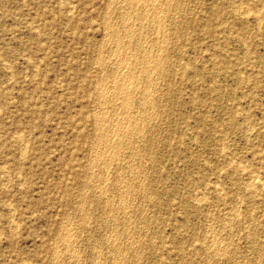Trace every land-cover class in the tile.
<instances>
[{"label": "rangeland", "instance_id": "rangeland-1", "mask_svg": "<svg viewBox=\"0 0 264 264\" xmlns=\"http://www.w3.org/2000/svg\"><path fill=\"white\" fill-rule=\"evenodd\" d=\"M93 263L264 264V0H0V264Z\"/></svg>", "mask_w": 264, "mask_h": 264}, {"label": "bare ground", "instance_id": "bare-ground-1", "mask_svg": "<svg viewBox=\"0 0 264 264\" xmlns=\"http://www.w3.org/2000/svg\"><path fill=\"white\" fill-rule=\"evenodd\" d=\"M112 1H114V0H111V2H112ZM117 1H118V0H117ZM130 1H131V0H130ZM168 1H169V0H168ZM117 3H119V2H117ZM124 3H127V4H128V2H124ZM136 3H137V5H138L139 2L137 1ZM183 3H184V2H183ZM120 4H122V3H120ZM130 4H131V3H130ZM133 4H134V3H133ZM140 4H141V3H140ZM162 4H163V3H162ZM185 4H186V3H185ZM185 4H184V5H185ZM108 5H109V4H108ZM135 5H136V4H134V6H135ZM144 5H145V4H144ZM73 6H74V5H73ZM120 6H121V5H120ZM132 7H133V6H132ZM143 7H144V6H143ZM63 8H64V5H63ZM65 8H66V6H65ZM67 8H68V7H67ZM138 8H139V7H138ZM145 8H146V5H145ZM175 8H176V7H175ZM109 9H110V8H109ZM131 9H132V8H131ZM131 9H129V10H131ZM133 9H134V8H133ZM143 9H144V8H143ZM134 10H135V9H134ZM134 10H133V11H134ZM137 10H139V9H137ZM141 10H142V9H141ZM147 10H148V9H147ZM245 10H246V9H245ZM247 10H248V9H247ZM247 10L245 11V14H246ZM69 11H70V10H69ZM125 11H126V9H125ZM125 11L123 10L122 12H125ZM160 11H161V10H160ZM248 11H249V10H248ZM126 12H127L126 14H129V13H128V10H127ZM142 12H143V11H142ZM166 12H167V11H166ZM147 13H148V12H147ZM243 13H244V12H243ZM243 13H242V14H243ZM126 14H125L124 16H126ZM132 14H133V13H132ZM136 14H138V13L136 12ZM144 14H145V13H144ZM144 14H143V15H144ZM151 14H153V13H151ZM151 14H150V15H151ZM159 14H160V12H159ZM245 14H243V15H245ZM258 14H259V12H258ZM140 15H142V14L140 13ZM160 15H161V14H160ZM165 15H166V14H165ZM127 16H128V15H127ZM129 16L131 17V15H129ZM134 16H136V15H134ZM145 16H146V14H145ZM153 16H154V15H153ZM156 16H157V17H160L158 14H156ZM174 16H175V15H174ZM130 17H129V18H130ZM141 17H142V16H141ZM258 17H260V16H258ZM127 18H128V17H127ZM132 18H134V17H132ZM136 18H137V17H136ZM151 18H152V17H151ZM154 18H155V17H154ZM162 18H163V17H162ZM255 18H256V17H255ZM134 19H135V18H134ZM159 19H160V18H159ZM174 19H175V18H174ZM259 19H261V18H259ZM132 20H133V19H132ZM143 20H146V19H144V18H143L142 20L140 19V22L142 21V23H143ZM136 21H137V19H136ZM156 21H157V20H156ZM158 21H159L160 24H161V20H158ZM258 21H259V20H258ZM185 22H186V21H185ZM138 23H139V22H138ZM145 23H146V22H145ZM145 23H144V26H145ZM147 23L149 24L148 21H147ZM151 23H153V21H152ZM151 23H150V24H151ZM139 24L142 25L141 23H139ZM148 24H147V27H148ZM157 24H159V23H157ZM157 24H156L154 27L157 28V27L159 26V25H157ZM104 25H105V24H104ZM104 25H103V26H104ZM130 25H131V24H130ZM140 25H139V26H140ZM260 25H261V23H260ZM131 26H132V25H131ZM160 26H161V25H160ZM163 26H164V25H163ZM169 26H170V25H169ZM104 27H105V26H104ZM117 27H119V26H117ZM259 27H260V26H259ZM141 28H142V27H141ZM143 28H144V27H143ZM143 28H142V29H143ZM149 28H150V27H149ZM159 28H160V27H158V29H159ZM172 28H173V27H172ZM130 29H131V27H130ZM142 29H141V30H142ZM146 29H147V28H146ZM122 30H123V29H122ZM167 30H168V29H167ZM167 30H166V31H167ZM104 31H105V30H104ZM129 31H130V30H129ZM130 32H131V31H130ZM134 32H135V31H134ZM134 32H132V34H133ZM112 33H115V32L112 31ZM125 33H126V32H125ZM125 33H124L123 36H126ZM143 33H144V32H143ZM152 33H153V32H152ZM160 33H161V32H160ZM122 34H123V33H122ZM116 35H117V34H116ZM130 35H131V34H130ZM155 35H156V34H155ZM177 35H178V34H177ZM157 36L159 37V35H157ZM128 37H129V36H128ZM136 37H137V36H136ZM147 37H148V36H147ZM158 37H155V38L158 39ZM162 37H163V36L161 35V38H162ZM153 38H154V37H153ZM155 38H154V39H155ZM164 38H165V37H164ZM178 38H179V37H178ZM123 39H125V38H123ZM134 39H135V38H134ZM145 39H147V38H145ZM154 39H153V40H154ZM136 40H137V39H136ZM153 40H151V41H153ZM158 40H159V39H158ZM165 40H166V39H165ZM165 40H162V41H165ZM108 41H109V40H108ZM137 41H139V40H137ZM156 41H157V40H156ZM125 42H127V41H125ZM135 42H136V41H135ZM146 42H147V41H146ZM121 43H122V42H121ZM128 43H129V41H128ZM130 43H131V42H130ZM130 43L128 44L129 46H130ZM138 43H139V42H138ZM153 43H154V41H153ZM181 43H182V42H181ZM106 44H107V43H106ZM136 44H137V43H136ZM161 44H162V43H161ZM120 45H122V44H120ZM120 45H119V46H120ZM123 45H125V43H124ZM128 45H127V46H128ZM162 45H163V44H162ZM179 45H180V44H179ZM127 46H126V49H127ZM129 46H128V47H129ZM138 46H139V44H138ZM148 46H149V45H148ZM156 46H158V45H156ZM163 46H164V45H163ZM115 47H117V45H116ZM149 47H150V46H149ZM152 47H153V46H152ZM161 47H162V46H161ZM166 47H167V46H166ZM96 48H97V47H96ZM103 48H104V47H103ZM119 48H121V47H119ZM150 48H151V47H150ZM121 49H122V48H121ZM135 49H137L136 46H135ZM138 49H139V47H138ZM152 49H153V48H152ZM115 50H117V49L115 48ZM147 50H148V49H147ZM134 51L136 52V50H134ZM149 51H151V50H149ZM149 51H148V52H149ZM159 51H160V50H159ZM117 52H118V53H117L118 55L122 53L121 51H120V53H119V51H117ZM131 52H132V51H131ZM151 52H152V51H151ZM101 53H102V52H101ZM145 53H146V52H145ZM117 54H116V55H117ZM133 54H134V53H133ZM142 54H143V53H142ZM147 54H148V53H147ZM207 54H208V53H207ZM123 55H124V54H123ZM153 55H154V54H153ZM132 56H133V55H132ZM136 56H137V55H136ZM145 56H146V55H145ZM145 56H143V57H145ZM156 56H157V55H156ZM158 56H159V54H158ZM117 57H118V56H117ZM127 57H128V56H127ZM148 57H149V56H148ZM105 58H106V57H105ZM121 58H122V57H121ZM129 58H131V57H129ZM136 58H137V57H136ZM136 58H135V59H136ZM154 58H155V56H154ZM160 58H161V56H160ZM122 60H123V58H122ZM139 60H141V59H139ZM151 60H152V59L149 60V58H148L147 61H145V63L143 62V63H144V64H143V67H142L141 65H140V66H141L142 68H145V69H147L148 67H150L149 70H150V69L152 70L151 67H153V68L156 67V66H157V62H158L160 59H159V58H155L154 61H156V62H154L153 65L150 64ZM100 61H101V60H100ZM124 61H125V60H124ZM124 61H123V63H124ZM128 61H129V59H128ZM135 61H136V60H135ZM115 63H116V62H115ZM126 63H127V62H126ZM131 63H132V62H131ZM134 63H135V62H134ZM99 64H100V63H99ZM101 64H102V63H101ZM113 64H114V63H113ZM124 64H125V63H124ZM148 64H149V65H148ZM161 64H162V63H161ZM131 65H132V64H130L129 66H131ZM133 65H134V64H133ZM138 65H139V64H138ZM158 65H159V64H158ZM104 66H105V65H104ZM118 66H119V64H118ZM120 66H121V65H120ZM123 66H126V67H127V64H126V65H122V67H123ZM140 66H139V68H141ZM36 67H37V66H36ZM126 67H125V68H126ZM131 67H133V66H131ZM162 67H163V66H162ZM162 67H161V68H162ZM137 68H138V66H137ZM114 69L116 70V68H114ZM117 69H118V67H117ZM123 69H124V67H123ZM123 69H122V70H123ZM145 69H144V72L146 71ZM175 69H176V68H175ZM119 70H120V69H119ZM130 70H131V68H130ZM151 70H150V72H151ZM154 70H155V69H154ZM161 70H162V69H161ZM127 71H129V69H128ZM137 71H141V70H138V69H137ZM114 72H115V71H114ZM116 72H117V71H116ZM118 72H119V71H118ZM134 72H135V71H134ZM152 72H153V71H152ZM37 73H38V72H37ZM37 73H36V74H37ZM121 73H122V72H120V75H121ZM130 73L132 74V72H130ZM139 73H140V72H139ZM139 73H138V74H139ZM153 73H154V72H153ZM126 75L128 76V75H129V72H128V74H127V72H126ZM135 75H136V74H135ZM135 75H134V77H135ZM148 75H149V74H148ZM230 75H231V74H230ZM123 76H125V74H124ZM113 77H114V76H113ZM118 77H119V75H117V78H118ZM128 77H129V76H128ZM128 77H127V78H128ZM130 77H131V76H130ZM139 77H141V76H139ZM141 78H142V77H141ZM146 78H147V77H146ZM160 78H161V77H160ZM137 79H138V78H137ZM157 79H158V78H157ZM115 80H116V79H115ZM120 80H121V78H120ZM122 80H123V79H122ZM122 80H121V81H122ZM169 80H170V79H169ZM102 81H103V80H102ZM109 82H110V81H109ZM114 82H115V81H114V79H113V83H114ZM117 82H120V81H117ZM113 83H112V84H113ZM137 83H138V82H137ZM146 83H147V82H146ZM118 84H119V83H118ZM134 84H135V83H134ZM156 84H157V83H156ZM108 85H109V84H108ZM110 86H111V85H110ZM118 86H119V89L122 90V94H123V104H125L126 107L128 108V107L131 106V104H133V102H134V101H133V100H134V99H133L134 97L132 98L133 93H134V92L132 93V90H133V89H131V88L126 84V78H125V79H124V80H123ZM149 86L151 87V84H149ZM116 87H117V86H116ZM135 87H136V86H134V88H135ZM111 88H114V87H111ZM137 88H138V87H137ZM148 88H149V87H148ZM148 88H147V90H148ZM94 89H95V88H94ZM99 89H100V91H101V88H99ZM116 89H118V88H116ZM114 90H115V88H114ZM102 91H103V90H102ZM102 91H101V92H102ZM104 91H105V90H104ZM106 92H107V91H106ZM106 92L104 93L105 96H106ZM112 92H113V91H112ZM114 92H115V91H114ZM114 92H113V93H114ZM119 92H120V91H119ZM119 92H118V93H119ZM141 92H142V91H141ZM141 92H139V93H141ZM143 92L146 93L145 90H144ZM162 92H163V91H162ZM219 92H220V91H219ZM120 93H121V92H120ZM176 93H177V92H176ZM142 94H143V98H142V102H143V103L141 102V100H140V103H138V104H140L141 106L144 104V101H147V97H149V95L147 96V94H146V95H144V93H142ZM101 95H102V94H101ZM134 95H136V94H134ZM150 95H151V94H150ZM109 96H110V95H109ZM115 96H118V97H119V95H115ZM111 97H112V96H111ZM113 97H114V96H113ZM107 98H108V97H107ZM114 98H115V97H114ZM138 98L140 99V97H138ZM159 99H160V98H159ZM100 100H101V99H100ZM120 100H122V99H120ZM102 101H103V100H102ZM106 101H107V100H106ZM149 101H150V100H149ZM156 101H157V100H156ZM112 102H113V101H112ZM98 103H99V102H98ZM102 103H103V102H102ZM121 103H122V102H121ZM148 103H149V102H148ZM148 103H147V104H148ZM119 104H120V103H119ZM120 105H121V104H120ZM145 105H146V102H145ZM141 106H140V107H141ZM158 106H159V105H158ZM96 109H97V108H96ZM124 109H125V107H124ZM128 109H130V108H128ZM143 110H144V109H143ZM158 110H159V109H158ZM114 112H115V111H114ZM119 112H120V111H119ZM125 112L127 113L128 110H126ZM138 112H139V111H138ZM157 112H158V111H157ZM96 113H97V112H96ZM131 113H132V115L134 114V112H131ZM143 113H144V111H143ZM114 114H115V113H114ZM122 114H123V113H122ZM127 114H128V113H127ZM123 115H124V114H123ZM154 115H155V114H154ZM113 116H114V115H113ZM124 116H125V115H124ZM130 116H131V114H130ZM97 117H98V116H97ZM109 118H110V117H109ZM115 118H116V117H115ZM126 118H127V117H126ZM133 118H135V117H133ZM147 118H148V117H147ZM97 119H98V118H97ZM97 119H95V120H97ZM100 119H101V118H99L98 120H100ZM103 119H104V118H103ZM129 119H130V118H129ZM131 119H132V118H131ZM105 120H106V119H105ZM117 120H118V119H117ZM117 120H116V121H117ZM120 120H121V119H120ZM121 121H123V120H121ZM126 121H127V120H126ZM137 121H138V120H137ZM96 122H98V121H96ZM102 122H103V121H102ZM104 122H105V121H104ZM104 122H103V123H104ZM114 122H115V121H114ZM119 122H120V121H119ZM148 122H149V121H148ZM103 123H101L102 126H103ZM132 123H135V121H133ZM112 124H113V123H111V127H112ZM114 124H115V123H114ZM116 124H117V122H116ZM120 124H121V123H120ZM123 124H125V123H123ZM128 124H129V123H128ZM144 124H145V123H144ZM98 125H100V123H98ZM126 125H127V124H126ZM132 125H133V127H131V128H132V129H135V128H134V124H132ZM135 125H136V124H135ZM139 125H140V124H139ZM162 125H163V124H162ZM245 125H246V124H245ZM114 126H115V125H114ZM117 126H118V125H117ZM128 126H129V125H128ZM144 126H145V125H144ZM153 126H154V125H153ZM248 126H249V125H248ZM109 127H110V126H109ZM121 127H122V125H121ZM129 127H130V126H129ZM135 127H136V126H135ZM155 127H156V126H155ZM102 128H103V127H102ZM112 128H113V127H112ZM250 128H251V127H250ZM100 129H101V128H100ZM107 129H108V128H107ZM114 129H115V128H114ZM132 129H131V130H132ZM247 129H248V128H247ZM109 130H110V129H109ZM117 130H118V129H117ZM120 130L123 131V129H120ZM125 130H126V129H125ZM139 130H140V129H139ZM251 130H252V129H251ZM113 131H114V130H113ZM115 131H116V130H115ZM137 131H138V129H137ZM100 132H101V131H100ZM111 132H112V131H111ZM118 132H119V131H118ZM118 132H115V133L118 134ZM109 133H110V132H109ZM119 133H120V132H119ZM124 133H125V132H124ZM126 133H127V132H126ZM130 133H131V131H130ZM140 133H141V132H140ZM117 134H116V135H117ZM121 134H122V133H121ZM143 134H144V133H143ZM150 134H151V133H150ZM105 135H106V134H105ZM114 135H115V134H114ZM118 135H119V134H118ZM153 135H154V134H153ZM186 135H187V134H186ZM111 136H112V135H111ZM109 137H110V136H109ZM112 137H114V136H112ZM112 137H111V138H112ZM115 137H116V136H115ZM164 137H165V136H164ZM170 137H171V136H170ZM120 139H121V138H120ZM109 140H110V138H109ZM114 140H115V139H114ZM130 141H131V140H130ZM25 142H27V141H25ZM150 142H151V141H150ZM119 143H120V142H119ZM129 143H130V142H129ZM157 143H158V142H157ZM25 145H26V144H25ZM150 145H151V144H150ZM110 146H111V145H110ZM128 147H129V145H128ZM143 147H144V146H143ZM109 149H110V148H109ZM152 149H154V148H152ZM123 150H124V149H123ZM198 150H199V149H198ZM96 152H97V151H96ZM96 152H95V153H96ZM102 152H103V151H102ZM102 152H101V153H102ZM112 152H113V151H112ZM21 153H22V152H21ZM101 153H100V154H101ZM22 154H23V153H22ZM90 154H91V153H90ZM114 154H115V153H114ZM96 155H97V154H96ZM102 156H103V155H102ZM127 156H128V155H127ZM105 157H106V156H105ZM110 157H111V156H110ZM230 158H231V157H230ZM95 159H96V158H95ZM116 159H117V158H116ZM132 159H133V158H132ZM111 160H112V159H111ZM122 160H123V159H122ZM128 161H129V160H128ZM141 161H142V160H141ZM226 161H227V160H226ZM231 161H232V160H231ZM89 162H90V161H89ZM110 162H111V161H110ZM138 162H139V161H138ZM197 162H198V161H197ZM136 164H137V163H136ZM143 164H144V163H143ZM106 165H107V164H106ZM110 165H111V164H110ZM131 165H132V164H131ZM122 167H123V166H122ZM236 168H237V167H236ZM120 170H121V169H120ZM134 170H135V168H134ZM147 170H148V169H147ZM88 171H89V170H88ZM121 172H122V171H121ZM99 174H100V173H99ZM109 174H110V173H109ZM108 177H109V176H108ZM121 177H122V176H121ZM124 177H125V176H124ZM137 177H138V176H137ZM251 177H253V175H252ZM253 178H255V177H253ZM121 179H122V178H121ZM254 180H255V179H254ZM114 181H115V180H114ZM260 181H262V180H260ZM119 182H121V181H119ZM262 182H263V181H262ZM97 183H98V182H97ZM110 183H111V181H110ZM122 184H123V183H122ZM252 184H256V181H255V182L253 181ZM252 184H251V185H252ZM147 185H148V184H147ZM257 185H258V184H257ZM261 185H262V184H261ZM105 186H106V185H105ZM137 186H138V185H137ZM139 186H140V185H139ZM145 186H146V185H145ZM259 186H260V185H259ZM246 187H247V186H246ZM252 187H253V186H252ZM128 188H129V187H128ZM94 189H95V188H94ZM137 189H138V188H137ZM206 189H207V188H206ZM150 190H151V189H150ZM82 191H83V190H82ZM120 191H121V190H120ZM254 192H255V191H254ZM119 193H120V192H119ZM104 194H105V193H104ZM123 194H124V193H123ZM80 196H81V195H80ZM100 197H101V196H100ZM196 197H197V196H196ZM126 198H127V197H126ZM100 199H101V198H100ZM107 199H108V198H107ZM87 200H88V199H87ZM101 201H102V200H101ZM223 203H224V202H223ZM98 204H99V202H98ZM146 204H147V203H146ZM87 205H88V204H87ZM147 206H148V205H147ZM230 206H231V205H230ZM82 207H83V206H82ZM113 209H114V208H113ZM230 209H231V208H230ZM236 209H237V208H236ZM15 210H16V209H15ZM80 210H81V209H80ZM87 210H88V209H87ZM125 210H126V209H125ZM132 210H133V209H132ZM214 210H215V209H214ZM16 211H17V210H16ZM200 211H201V210H200ZM217 211H218V210H217ZM233 211H234V210H233ZM235 211H236V210H235ZM111 212H112V211H111ZM228 212H229V211H228ZM77 213H78V212H77ZM109 213H110V212H109ZM234 213H235V212H234ZM128 214H129V213H128ZM237 214H238V213H237ZM257 214H259V213H257ZM136 215H137V214H136ZM101 217H102V216H101ZM107 217H108V216H107ZM129 217H130V216H129ZM212 217H213V216H212ZM67 219H68V218H67ZM135 219H136V218H135ZM121 220H122V219H121ZM185 220H186V219H185ZM214 220H215V219H214ZM229 220H230V219H229ZM257 220H258V219H257ZM257 220H256V221H257ZM140 221H141V220H140ZM17 222H18V221H17ZM87 222H89V221H87ZM141 222H142V221H141ZM150 222H151V221H150ZM212 223H213V222H212ZM121 224H122V223H121ZM223 224H224V223H223ZM227 224H228V223H227ZM258 224H259V223H258ZM146 225H147V224H146ZM65 226H66V225H65ZM229 226H231V225H229ZM118 227H119V225H118ZM209 227H210V226H209ZM121 228H122V227H121ZM123 228H124V227H123ZM136 228H137V227H136ZM212 228H213V227H212ZM108 229H109V228H108ZM138 229H139V228H138ZM156 229H157V228H156ZM66 230H67V229H66ZM70 230H71V229H70ZM210 230H212V229L210 228ZM214 230H215V229H214ZM75 231H76V230H75ZM68 232H69V231H68ZM70 232H71V231H70ZM207 233H208V232H207ZM73 234H74V233H73ZM248 234H249V233H248ZM260 234H261V233H260ZM90 235H91V234H90ZM121 235H122V234H121ZM60 236H61V235H60ZM72 236H73V235H72ZM74 236H75V235H74ZM88 236H89V235H88ZM117 236H118V235H117ZM119 236H120V235H119ZM156 237H157V236H156ZM220 237H221V236H220ZM77 238H78V237H77ZM153 238H154V237H153ZM247 238H248V236H247ZM222 240H223V239H222ZM139 242H140V241H139ZM214 242H215V241H214ZM256 242H257V241H256ZM134 243H135V242H134ZM212 243H213V242H212ZM58 244H59V243H58ZM117 244H118V243H117ZM152 244H153V243H152ZM215 244H216V243H215ZM78 245H79V244H78ZM110 245H111V244H110ZM253 245H254V244H253ZM99 246H100V245H99ZM213 246H214V243H213ZM72 247H73V246H72ZM126 247H127V246H126ZM130 247H132V246H130ZM224 247H225V246H224ZM144 248H145V247H144ZM210 248H211V247H210ZM137 249H138V248H137ZM218 249H219V248H218ZM223 249H224V248H223ZM238 249H239V248H238ZM56 250H57V249H56ZM75 250H76V249H75ZM80 250H81V249H80ZM125 250H126V249H125ZM225 250H226V249H225ZM57 251H58V250H57ZM127 251H128V250H127ZM219 251H220V250H219ZM71 252H72V251H71ZM95 252H96V251H95ZM100 252H101V251H100ZM144 252H145V251H144ZM195 252H196V251H195ZM216 252H218V251H216ZM219 253H221V251H220ZM259 253H260V252H259ZM85 254H86V253H85ZM105 254H106V253H105ZM216 254H217V253H216ZM216 254H215V255H216ZM219 255H220V254H219ZM238 255H239V254H238ZM69 256H70V255H69ZM206 256H207V255H206ZM261 256H262V255H261ZM104 257H105V256H104ZM124 258H125V257H124ZM130 258H131V257H130ZM248 258H249V257H248ZM70 259H72V257H71ZM79 259H80V258H79ZM133 259H134V258H133ZM75 260H76V259H75ZM131 260H132V259H131ZM209 260H210V259H209ZM258 260H259V259H258ZM79 261H80V260H79ZM114 261H115V260H114ZM168 262H169V261H168ZM55 263H56V262H55ZM93 264H94V263H93ZM104 264H105V263H104ZM135 264H136V263H135ZM167 264H168V263H167ZM253 264H254V263H253Z\"/></svg>", "mask_w": 264, "mask_h": 264}]
</instances>
